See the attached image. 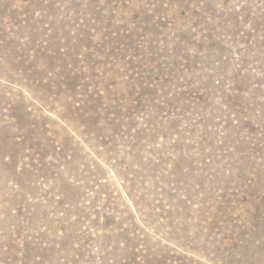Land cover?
I'll list each match as a JSON object with an SVG mask.
<instances>
[{"label": "rangeland", "instance_id": "1", "mask_svg": "<svg viewBox=\"0 0 264 264\" xmlns=\"http://www.w3.org/2000/svg\"><path fill=\"white\" fill-rule=\"evenodd\" d=\"M0 264H264V0H0Z\"/></svg>", "mask_w": 264, "mask_h": 264}]
</instances>
